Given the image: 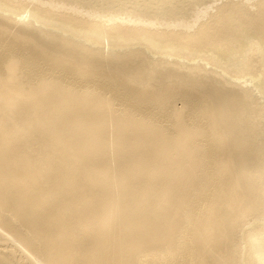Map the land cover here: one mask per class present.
I'll return each instance as SVG.
<instances>
[{"label":"bare ground","instance_id":"1","mask_svg":"<svg viewBox=\"0 0 264 264\" xmlns=\"http://www.w3.org/2000/svg\"><path fill=\"white\" fill-rule=\"evenodd\" d=\"M0 264H264V0H0Z\"/></svg>","mask_w":264,"mask_h":264}]
</instances>
